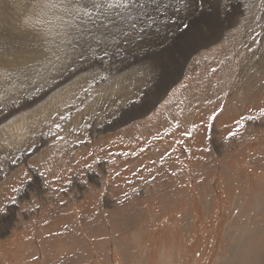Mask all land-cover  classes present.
<instances>
[{
	"label": "rangeland",
	"instance_id": "1",
	"mask_svg": "<svg viewBox=\"0 0 264 264\" xmlns=\"http://www.w3.org/2000/svg\"><path fill=\"white\" fill-rule=\"evenodd\" d=\"M134 1L52 67L39 0H0L38 45L0 47V264H264V0Z\"/></svg>",
	"mask_w": 264,
	"mask_h": 264
},
{
	"label": "snow or ice",
	"instance_id": "2",
	"mask_svg": "<svg viewBox=\"0 0 264 264\" xmlns=\"http://www.w3.org/2000/svg\"><path fill=\"white\" fill-rule=\"evenodd\" d=\"M131 4L132 0H94L91 7L95 10L100 26L107 28L112 21L108 18L106 13H108L114 6L123 7ZM37 7L42 14L51 17L48 20L46 27L50 32H55L56 38L59 41V43L54 41L56 47L51 53L54 60H49L52 67H55L56 63L61 62L66 55L63 48L68 47L69 45L64 44V41L71 35L74 26L85 17L91 21L93 12L87 7L78 5L77 0H39ZM38 23H44V21H38ZM132 26L135 27V25ZM185 27H187V25H185ZM89 35H91V32ZM262 114H264V110H262ZM249 119H252V117H249ZM58 126L59 125H57V127ZM229 135H233V133L229 132Z\"/></svg>",
	"mask_w": 264,
	"mask_h": 264
},
{
	"label": "bare ground",
	"instance_id": "3",
	"mask_svg": "<svg viewBox=\"0 0 264 264\" xmlns=\"http://www.w3.org/2000/svg\"><path fill=\"white\" fill-rule=\"evenodd\" d=\"M35 1V0H34ZM136 1V0H135ZM134 1V2H135ZM140 1V0H139ZM138 1V2H139ZM2 2V1H1ZM4 2V1H3ZM11 2V1H10ZM9 2V4H10V6H11V3ZM29 2H30V0H29ZM31 2H33V1H31ZM93 2H94V0H93ZM192 2V1H191ZM194 2H195V0H194ZM194 2H193V4H194ZM222 2V1H221ZM220 3V2H219ZM1 4H3V3H1ZM5 4V3H4ZM8 4V5H9ZM32 4V3H31ZM38 4V3H37ZM195 4H196V2H195ZM226 4V6H228V4L229 3H225ZM197 5H198V3H197ZM130 6L131 5H129V8H130ZM142 6V5H141ZM145 7V6H144ZM229 7V6H228ZM5 8V7H4ZM11 8V7H10ZM35 8V7H34ZM195 8H196V6L194 5V10H195ZM6 9H8V6H7V8ZM147 9V8H146ZM189 9V8H188ZM192 9H193V7H192ZM31 10V9H30ZM30 10H28V11H30ZM139 10V9H138ZM141 10H142V8H141ZM38 11V10H37ZM113 11H114V13L116 14L115 15V19L117 20V22L116 23H114L113 21H112V25H115L116 27H118V28H125V27H131V25L135 22V16L136 15H138V14H136L135 13V9L133 8V6H132V10L131 9H128V8H125L124 9V11L123 12H120L118 9H116V7H114V9H113ZM149 11V10H148ZM2 12V11H1ZM31 12V11H30ZM92 12L95 14V10L93 9L92 10ZM3 13H4V11H3ZM28 14V13H27ZM9 15V14H8ZM11 15V14H10ZM16 15V14H15ZM186 15V14H185ZM21 16V15H20ZM96 16V15H95ZM203 16H205V15H203ZM5 17H9V16H5ZM32 17V16H31ZM138 17H146V15H138ZM10 18V17H9ZM44 18V17H43ZM109 18V17H108ZM148 19V18H147ZM177 19V18H176ZM0 20H1V16H0ZM8 20V19H7ZM83 20H89L88 18H84ZM137 20V19H136ZM146 20V19H145ZM194 20V19H193ZM26 21V20H25ZM96 21H97V19H96ZM95 21V22H96ZM197 21V20H196ZM202 21V20H201ZM223 21V20H222ZM2 22H5V21H2ZM13 22V21H12ZM11 22V23H12ZM28 22V21H27ZM133 22V23H132ZM1 23V22H0ZM9 23V22H8ZM15 23V22H14ZM34 23V22H33ZM87 23V22H86ZM148 23V22H147ZM5 24H6V22H5ZM78 24L79 25H83V23H82V20L81 21H79L78 22ZM87 25V24H86ZM227 26V25H226ZM3 26H0V47L1 46H5L6 47V49H8V51H9V54H11V55H13V56H10V57H14V61H16L17 59H19L20 57H22L23 55H27L26 53H29L30 55H34V54H36L37 53V48H38V45L36 46V45H34V44H32L34 41H32L31 40V38H29V37H25L24 35L21 37V38H13L12 36H11V34H10V32H9V30L8 29H6V28H2ZM111 27V26H110ZM101 29H102V27H100ZM224 28V27H223ZM12 29V28H11ZM84 29V28H83ZM96 29V28H95ZM100 29V30H101ZM107 29H108V27H107ZM129 29V28H128ZM159 29V28H158ZM191 29V28H190ZM222 29V28H221ZM80 30V29H79ZM90 30V29H89ZM105 30V29H104ZM109 30V29H108ZM127 30V29H126ZM155 30H157V29H155ZM164 30V29H163ZM188 30V29H187ZM15 31V30H14ZM92 31H94V30H92ZM120 31V30H119ZM119 31H116L117 32V36H118V38H120L122 41H124L125 39H126V37L127 36H125V34H123V33H121V32H119ZM129 31H131V30H129ZM88 32V31H87ZM90 32V31H89ZM99 32V31H98ZM169 32V31H168ZM172 32V31H171ZM13 33V32H12ZM72 33H74V32H72ZM95 33V32H94ZM112 33V32H111ZM216 33V32H215ZM214 33V34H215ZM21 34V33H20ZM101 34H102V32H101ZM105 34V33H104ZM116 34V33H115ZM126 34H128V33H126ZM133 34H135V31H133ZM164 34V33H163ZM73 35V34H72ZM79 35V34H78ZM93 35V34H92ZM98 35V34H97ZM32 36V35H31ZM74 36V35H73ZM99 36H101V35H99ZM137 36V35H136ZM218 36V35H217ZM77 37V36H76ZM75 37V38H76ZM103 37V36H102ZM100 38V39H98V40H106L104 37L103 38ZM114 38H115V35L113 36ZM107 38V37H106ZM113 38V40H116V39H114ZM108 39V38H107ZM110 39V38H109ZM132 39H134V36L131 38V40ZM70 40V39H69ZM71 41V40H70ZM110 41V40H109ZM109 41H108V44H109ZM112 41V40H111ZM125 41H127V40H125ZM135 41V40H134ZM146 41V40H145ZM118 42V41H117ZM128 42V41H127ZM71 43V42H70ZM106 43H107V40H106ZM125 43V42H124ZM142 43V42H141ZM144 43V42H143ZM29 44V46H27ZM91 44V43H90ZM71 45V44H70ZM78 45V44H77ZM86 45V44H85ZM144 45V44H143ZM41 46V45H40ZM110 46V45H109ZM112 46V45H111ZM122 46V45H121ZM72 48H73V46H71ZM90 47V46H89ZM88 47V48H89ZM78 48V47H77ZM108 48V47H107ZM1 49V48H0ZM97 49V48H96ZM113 49V48H112ZM93 50V49H92ZM91 50V51H92ZM114 50V49H113ZM18 51V52H17ZM3 52V51H2ZM15 52H17V53H15ZM42 52V51H41ZM110 52V51H109ZM153 52V51H152ZM15 53V54H14ZM101 53V52H100ZM106 53V52H105ZM104 53V54H105ZM162 53H163V51H162ZM130 54V53H129ZM141 55V54H140ZM25 56H24V59H25ZM29 57V56H28ZM31 57V56H30ZM33 58V57H32ZM37 61H36V64H39L41 67H45L46 65H47V62H48V60H47V58L45 57V55L44 54H42V56H39V53L37 54ZM103 58H105V57H103ZM1 60H5V58H2ZM20 60V59H19ZM101 60V59H100ZM26 61H27V59H26ZM31 61V60H30ZM29 61V62H30ZM108 61V60H107ZM10 62V60H8L7 62H5L4 64H7V63H9ZM20 62V61H19ZM114 62V61H113ZM2 64V63H1ZM25 64H27V63H25ZM33 64V63H32ZM36 64H33V67L34 68H38V66L36 65ZM146 65V64H145ZM149 65V64H148ZM156 65V64H155ZM13 66V65H12ZM12 66L11 65H8L7 64V66H5L4 65V68H6L5 70H9V69H13L12 68ZM153 66H154V64H153ZM27 67V66H26ZM147 67V66H146ZM160 68H161V66L158 64V65H156L155 66V68H154V72H155V74L157 75L158 74V72H159V70H160ZM17 69V68H16ZM49 70V69H48ZM149 70V69H148ZM12 71V70H11ZM34 72V71H33ZM150 72V71H149ZM12 73V72H11ZM13 74V73H12ZM20 74V73H19ZM1 75V74H0ZM17 77V76H16ZM10 79V78H9ZM4 83H2V82H0V90H2V86L3 85H9L10 83L7 81L6 82V80H5V78H4ZM19 99V98H18Z\"/></svg>",
	"mask_w": 264,
	"mask_h": 264
},
{
	"label": "crops",
	"instance_id": "4",
	"mask_svg": "<svg viewBox=\"0 0 264 264\" xmlns=\"http://www.w3.org/2000/svg\"><path fill=\"white\" fill-rule=\"evenodd\" d=\"M141 15H145V13L144 14H141ZM176 28H177V26H176ZM190 42V41H189Z\"/></svg>",
	"mask_w": 264,
	"mask_h": 264
}]
</instances>
